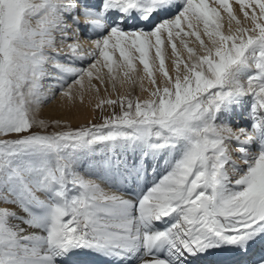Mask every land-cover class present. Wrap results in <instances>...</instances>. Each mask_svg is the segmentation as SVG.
<instances>
[{"label": "snow or ice", "instance_id": "1", "mask_svg": "<svg viewBox=\"0 0 264 264\" xmlns=\"http://www.w3.org/2000/svg\"><path fill=\"white\" fill-rule=\"evenodd\" d=\"M235 2L0 0V264H264V0ZM92 92L98 123L38 117Z\"/></svg>", "mask_w": 264, "mask_h": 264}, {"label": "bare ground", "instance_id": "2", "mask_svg": "<svg viewBox=\"0 0 264 264\" xmlns=\"http://www.w3.org/2000/svg\"><path fill=\"white\" fill-rule=\"evenodd\" d=\"M206 2L210 6L212 5V0H206ZM227 2L233 8V11L235 13L237 8H238V5L236 4L235 0H227ZM221 14L225 16L224 28L226 31L227 27H228L226 14L223 13L222 10H221ZM189 46L198 48V44L194 42V38L189 40ZM177 48H178V50L181 49V45L179 44L178 41H177ZM168 54L170 56V49L168 50ZM166 63H168L169 67H171L170 61H167ZM142 74L143 73L141 72V75ZM46 83L47 82H45V86H46ZM144 86L149 87V83L147 80L144 81ZM117 91L121 92V93H125V92L130 91V92H134L136 94V96H140V97H146L147 96V93H145L141 90L139 82H137V84L135 86H133L132 88H127V87L120 88L118 85ZM95 96H96L95 92L86 93L84 103L81 104L79 102V100L70 103L66 99L62 98L59 95V93H57L55 98L51 99L50 101H48L46 104H44L41 107V109L38 113V117L41 119H45V120L59 119L62 122H66L69 126L84 125L88 121H92L94 119L95 115H97V110H94V104L96 102ZM100 96L101 97L110 96V98L114 99L116 94L112 93L111 86L108 85V91L107 92H105L103 87L101 88ZM100 151L101 150L99 148H97L94 150V154L96 156H99ZM87 155L91 156V155H93V152H88ZM157 163H160V162L158 161ZM157 166L158 165H156L155 161H151L149 163V167L153 170V173L155 171L159 172V170L161 169V168H159V170L157 169L158 170L157 171L156 170ZM120 183L122 185V180L120 181ZM65 259H67V258H65ZM98 259H99V257H97V256H95V254H93V258L90 259L89 261H92L91 263L93 264ZM145 259H150V258L145 257ZM75 262H79V261L76 260L75 258H73V260L70 262V264H75ZM112 262H113V264H124V262H122V261H114L113 260ZM137 264H138V262H137Z\"/></svg>", "mask_w": 264, "mask_h": 264}, {"label": "rangeland", "instance_id": "3", "mask_svg": "<svg viewBox=\"0 0 264 264\" xmlns=\"http://www.w3.org/2000/svg\"><path fill=\"white\" fill-rule=\"evenodd\" d=\"M132 96L135 97L136 94L134 92H131ZM107 112H111V108H107ZM101 116V111L97 110V115H95L94 119L91 122H100L97 118ZM86 125V124H84ZM82 126V125H81ZM71 127H78V126H71ZM35 130V129H34ZM56 129L49 128L48 131H54Z\"/></svg>", "mask_w": 264, "mask_h": 264}]
</instances>
